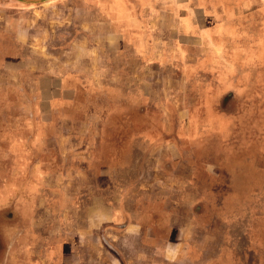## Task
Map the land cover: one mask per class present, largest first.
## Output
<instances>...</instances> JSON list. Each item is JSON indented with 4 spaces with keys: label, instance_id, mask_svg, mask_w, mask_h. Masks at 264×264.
I'll list each match as a JSON object with an SVG mask.
<instances>
[{
    "label": "rangeland",
    "instance_id": "obj_1",
    "mask_svg": "<svg viewBox=\"0 0 264 264\" xmlns=\"http://www.w3.org/2000/svg\"><path fill=\"white\" fill-rule=\"evenodd\" d=\"M155 2L154 7L161 6V1ZM260 4V16L256 14L258 5L251 2L243 6L246 12H254L248 17L249 23L244 16L232 17L235 31L226 47L207 52L212 53L208 57L213 63H187L193 66L190 70L206 76L188 81L157 79L148 81V88L145 80H138L135 97L131 98L129 89H125L122 98L113 96L115 100L108 106L101 101L94 105L95 110L84 111L78 126L55 127L52 137H58V142L42 146L43 155L52 152L55 158L26 161L31 170L36 167L40 171V176L31 180L41 185H37L40 193H26L27 198L33 194L39 198L36 206L19 207L16 203L17 209L8 203V193L0 198V264H7L8 247L13 242L10 238L20 231L27 234V247L30 244L22 250L27 264H264V0ZM17 7L0 9V33L14 29L10 22L16 25L21 20L26 25L36 23L39 29L44 26L45 30L68 25V31L58 32L59 43L48 40L49 32L37 31L22 40L24 48L7 47L5 54L0 51V62L9 63L12 72L9 79L0 78V104L9 105L4 120L20 113L29 125L33 113L46 118L51 105V96L39 98L33 95L35 89L58 83L55 78H37L36 69L46 75L42 69L59 59L77 61L76 64L90 68L88 57L97 52L92 47L98 45V18L95 10L75 0H40L27 12H18ZM13 29L10 36L18 39ZM2 37L1 48L12 41L8 34ZM64 37L75 43L89 37L94 43L68 48ZM59 44L60 48L55 46ZM83 50L82 64L78 54ZM66 51L71 52L68 57L64 55ZM196 54L190 51L189 61L195 62ZM21 55L28 62L24 75L16 72ZM49 55L54 57L49 59ZM49 60L48 65L45 62ZM152 70L159 74L161 69L154 66ZM170 71L185 69L174 65L167 73ZM142 72L138 69L139 76ZM121 82L129 87V80ZM205 92L210 94L204 95ZM81 101L85 104V96ZM33 106H37L36 112L32 111ZM147 106L158 109L155 114L166 124V130L165 126H156V135L162 133L159 141H153L155 135H131L132 139L140 136L132 155L129 138L114 146L107 135L101 142V153H93L98 148V126L103 117L115 124L122 116L130 130L129 125L140 126L143 120L151 119ZM169 106L173 107L168 110L171 112H163L162 108ZM12 108L19 112L14 113ZM107 108L112 110L110 116ZM0 115L1 130L2 111ZM85 120L93 123L90 134ZM57 122L54 118V125ZM20 131V135L31 134L28 126ZM176 140L184 142L177 146ZM179 151L185 152L184 160L175 158ZM167 156L173 159L168 160ZM127 160H132V167L113 172ZM25 174V182L14 174L7 175L5 186L27 185L28 170ZM175 183L180 184L175 187L178 190L172 189ZM122 189L132 199L127 204L119 203L123 200ZM153 203L160 207L159 212L181 205L183 223L173 225L175 229L171 225L169 228L168 223H153ZM32 233L39 234L36 240ZM10 253L11 263L21 254L18 248L10 249Z\"/></svg>",
    "mask_w": 264,
    "mask_h": 264
},
{
    "label": "crops",
    "instance_id": "obj_2",
    "mask_svg": "<svg viewBox=\"0 0 264 264\" xmlns=\"http://www.w3.org/2000/svg\"><path fill=\"white\" fill-rule=\"evenodd\" d=\"M23 1L24 2L19 0H8V2L0 1V9L5 11L11 10V8H14L15 5H17L19 6L17 7L18 12H27L32 10L33 7L31 6L38 5V1L40 0ZM75 1H81L83 5L85 4L87 9L95 10L97 14L98 22L96 23L95 30L97 32L95 37L98 38V45L92 47L97 49V52L96 56H91L92 53H90V56L88 57L92 66L90 68H84L79 65V62L76 64L77 61H73L71 63L70 61L63 62L59 59L53 61L54 64L51 67L48 66V69H42L46 75H41V71L36 69L35 74L37 75V78L41 79L45 76V81H52L55 78L54 80L58 82L57 85H55L54 82V86L51 88L43 86L36 88L34 91L33 95L39 98L46 94L51 96V105L50 107H47L48 115H44L46 118H38V116L33 113L30 119V124L27 125L25 121L21 119L20 113H16L19 112L18 109L12 108L16 114L13 115L12 118L8 117L9 119L4 120V118L6 119L4 113H6L9 105L0 104V112L2 111V120L4 124V127L0 130V177H3V180L0 181V189L2 191V194L0 192V198L2 199L3 194L8 193V203L12 202L11 205L17 209L18 207L16 206V203H19V207H35L36 203L39 202V198L37 200V196L34 194L32 198H27L26 196L28 191L33 193H40L41 191V185L33 182L35 181L36 175L40 176V171L36 167L31 170L26 161H31L33 159L51 161L55 158V155L52 152L45 153V155H43L42 152V146H47V143L49 142H58V137H52V131L53 129L55 130V127L78 126L83 121L81 116L84 111L87 113L93 108L95 110L94 105L101 101H103V103L105 102L108 106L109 103H112L111 101L115 100L113 96L118 95L122 98V94L125 89H129L127 92L131 98L132 96L135 97L138 91V80H145V88H148V86H150L148 81H152L153 83V80L157 79L164 80L168 78H180V80L188 81L197 78V76H206L204 72H195L190 70L193 66H187L189 65L187 63H194L198 66L213 63L212 57H208V55L212 56V53L207 52H211L213 48H223V46L226 47V44L230 39V34L235 31L233 28L235 26V21L232 17L234 15H239L243 18L244 16L249 23L248 17L250 14L254 15V12H246L243 6H248V4L252 2L254 6L258 5L256 10L257 16L262 15V9H260V3L262 0H156L161 1V6L159 7L153 6L156 3L155 0ZM219 14L222 15L220 18ZM246 20H244V24L246 23ZM13 23L14 22H10L9 25L13 27L15 26L14 29H5L3 31L4 33H0V41L3 38V35L8 34L10 38L12 37L10 36L11 29H13L12 32L17 33L18 35V39L13 37L11 38L12 41L9 42L8 45H5L3 48L0 47V51L2 50L1 52L4 54V50H6L7 47L17 46L24 48L26 45L22 42V40H25L31 32L34 33L38 31L42 33L43 31H47L49 32V34H47L48 40L59 43L61 37L58 35V32L68 31V25H62V27L60 25V29L59 25H54L53 28L50 26L48 30H45L44 26L39 29L36 23L35 26L34 23L26 25L25 22L22 23V20L16 25ZM258 25H260V21ZM87 30L90 31V28L88 27ZM64 39L67 41L66 47L68 46V48H79L78 46L81 45L83 48L87 47L89 42L94 43L93 40H89V37H87V39L85 38L84 41L77 40V43H75L73 39L68 40L66 37H64ZM60 44L63 45L61 42ZM60 44L55 46L60 48L62 46ZM194 48L199 49L195 50ZM190 51L197 53L195 62L189 61ZM84 52L85 51L83 50V53L78 54L81 56L80 63L82 64L84 63ZM70 54L71 52L66 51L64 55L65 57H68ZM49 56V59L54 57L51 55ZM49 62L50 60L45 63H48L49 65L51 64ZM0 63H3L2 68L0 69V78L7 77V79H9V72L11 71V68L9 69V63H6V61H1ZM25 63H28L26 57L21 55V58L18 59L16 63V72L18 74L19 72H22L23 75L27 73V64ZM4 65L7 66L3 69ZM174 65L179 67V69L181 67L184 68L185 71L177 73H172L170 71L167 73V71H169L170 68H173ZM154 66H158V68L161 69L160 72H158L159 74H156V72L152 70ZM128 68L130 69L127 70ZM138 69L142 70L144 74L139 76ZM122 79L129 80V87H127V85H122ZM162 87H164V84ZM209 90L211 89L209 88ZM161 91L165 92L167 90L162 89ZM210 92L212 95L215 94L213 93V89ZM7 94L9 95V92H7ZM24 94L26 95L28 93L24 92ZM208 94L210 93H204V95ZM84 96L85 104L81 101ZM92 98L93 102H90V99ZM37 106H33V112H36ZM162 109L164 112L166 110L168 111L173 109V107L169 106ZM145 110L149 113L148 115L151 119L149 121L143 120V123H141L140 126H135L133 124L129 125V129L131 128L130 130H128L127 121H123L124 119L122 116L118 118L119 121L115 122V124H113L110 119L106 120L105 117H103L100 125L98 126V148L93 153H101V142L103 139H106L108 135L110 136V143L114 146L118 143L122 144L123 142L120 141H123L125 138H129L131 140V144L133 145L130 147L131 149L129 150V153L134 155L133 149L140 136L143 135L144 137L146 136V138H149L151 135L157 136L156 134L159 132L158 127H156L157 125L165 126L163 129L166 130V124L163 122L162 118H159V115L155 114L158 109L155 110L152 108L151 110L150 107L147 106V109ZM105 111H108L107 114L110 116V112L112 110L107 108ZM43 112H46V110L43 109ZM73 112L75 113L73 114ZM128 116V114L125 115V118H128ZM54 118L58 121L55 125ZM106 121H109L110 123ZM103 122L106 123L103 124ZM92 125L93 123L91 120H85V129L88 133L90 132ZM25 126H28L30 129L31 134L29 136H25L24 134L20 135V130ZM134 128H136V130ZM138 132H141L140 136L132 139L131 135H137ZM165 133L170 134V131H165ZM161 136L162 133H160L157 137H154L153 141H159ZM181 142L184 141L176 140L175 143H177L178 146V144H182ZM174 155L178 161L185 159V152L179 151ZM129 158L133 159L132 156ZM167 158L168 160L173 159L168 156ZM127 161L129 162H125L121 166L116 167L113 172H122L124 170V166L128 167L131 165L132 167V160ZM12 163H15L17 166H12ZM130 169L131 168L128 170L131 172ZM27 170L30 175V181L27 185L24 183L25 185H23V187L5 186L7 181L6 177L10 174H14L25 182V173ZM125 172H127V170ZM19 180L20 179H17L16 181ZM37 185L40 186L39 189ZM173 185V190H178L175 189V187H180L179 183H175ZM120 198L123 200L119 203L126 202L127 204L128 200H132L130 199V195L128 196L123 193V189L120 193ZM126 207L127 205H125L124 208L126 209ZM120 208L121 207H119V209ZM180 208L181 205L175 204L170 209L168 208L166 211L159 212L160 207H157L156 205L154 206L153 203V209L156 213L152 218L154 221L153 223H168L169 228L171 225V228L175 229L173 225L183 223V219L180 216ZM121 216L123 218L122 212L120 219ZM115 220L116 219L114 218L110 219L112 222H116ZM32 234L33 240H36L39 236L38 233ZM167 236L169 235L167 234ZM10 239H12L13 242L8 247L9 254L7 256L6 263L27 264L25 256L22 253V250L25 251L30 246L29 244L27 247L28 238L26 232L20 231ZM17 248L20 250L21 254L18 253V258L14 261V263H11L13 260L10 261V257L12 255L10 253V249L16 251Z\"/></svg>",
    "mask_w": 264,
    "mask_h": 264
},
{
    "label": "water",
    "instance_id": "obj_3",
    "mask_svg": "<svg viewBox=\"0 0 264 264\" xmlns=\"http://www.w3.org/2000/svg\"><path fill=\"white\" fill-rule=\"evenodd\" d=\"M19 1H22V2H24L23 0H19ZM39 2V1H38Z\"/></svg>",
    "mask_w": 264,
    "mask_h": 264
}]
</instances>
